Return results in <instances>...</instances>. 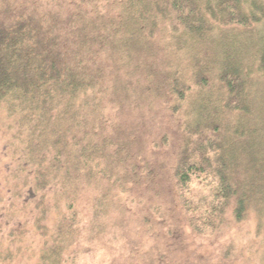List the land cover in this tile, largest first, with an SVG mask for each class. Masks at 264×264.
<instances>
[{
    "label": "trees",
    "instance_id": "16d2710c",
    "mask_svg": "<svg viewBox=\"0 0 264 264\" xmlns=\"http://www.w3.org/2000/svg\"><path fill=\"white\" fill-rule=\"evenodd\" d=\"M250 216L264 0H0V264H226Z\"/></svg>",
    "mask_w": 264,
    "mask_h": 264
},
{
    "label": "rangeland",
    "instance_id": "374dc122",
    "mask_svg": "<svg viewBox=\"0 0 264 264\" xmlns=\"http://www.w3.org/2000/svg\"><path fill=\"white\" fill-rule=\"evenodd\" d=\"M240 230H231L226 237L227 244L235 245V249L227 251L226 264H264V228L259 235L255 229L256 219L250 216L240 222ZM232 234H235L232 236ZM217 245V244H216ZM215 258V257H214ZM197 264H204L199 258Z\"/></svg>",
    "mask_w": 264,
    "mask_h": 264
}]
</instances>
